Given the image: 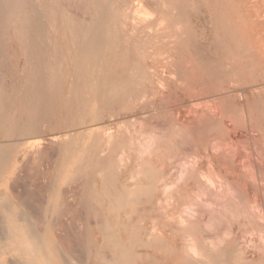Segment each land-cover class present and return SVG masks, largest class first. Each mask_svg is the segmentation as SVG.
I'll list each match as a JSON object with an SVG mask.
<instances>
[{
	"label": "bare ground",
	"instance_id": "bare-ground-1",
	"mask_svg": "<svg viewBox=\"0 0 264 264\" xmlns=\"http://www.w3.org/2000/svg\"><path fill=\"white\" fill-rule=\"evenodd\" d=\"M233 8L0 0V184L37 168L45 193L0 202V264H264V182L219 166L201 141L205 118L181 104L186 92L222 94L249 76Z\"/></svg>",
	"mask_w": 264,
	"mask_h": 264
},
{
	"label": "rangeland",
	"instance_id": "rangeland-1",
	"mask_svg": "<svg viewBox=\"0 0 264 264\" xmlns=\"http://www.w3.org/2000/svg\"><path fill=\"white\" fill-rule=\"evenodd\" d=\"M251 2H248V0H234V8H233V11H232V16H231V23H232V29H234V31L236 32V35H237V40H238V42L240 43V44H242L241 46H242V48H243V53H244V56H243V58L246 60V59H248V60H250V61H248V65H247V69L245 70V72L247 73V74H249V76H250V74L252 75L251 76V79H250V77L247 75H245V73H243L242 74V76H241V79H239V80H241L240 81V83H239V85H238V87L240 86V84H242L239 88L238 87H235V89L233 88V86H234V84L235 83H233V86H232V82H234V81H230V86L229 87H231L232 89H230L229 87V93L225 90V89H223L222 90V94L220 93L221 92V90H217V93H215V92H211V93H207V92H201V91H197V95L196 96H192V94L195 92L194 90H191V91H189V88H191V87H188L187 88V85H190L189 83V78L187 77L188 75H189V73H187L188 75L186 76V78L188 79H186V81L185 82H183V83H185V85H186V87H185V85L184 84H182V86H184V87H182V89L183 88H187L186 90L187 91H189V92H186L185 93V95L183 96V98L181 99L182 101H181V104H182V107L185 109V110H190V109H193V107L192 108H189V107H191V106H194V108L195 107H197V108H195L196 109V111H197V113H198V111H199V113L198 114H200V115H202L201 117H200V119L201 120H203L204 118V130H203V133H202V139H201V141H202V144L204 145V146H208V142H209V146L208 147H210V149L207 147V151L209 152H211V150H212V152L215 154V153H217V152H219L221 155H223V157L225 156L224 155V153H222V152H227V154H226V160H223V158H221V155L219 154V157L221 158H219L218 157V153L217 154H215V155H217V157L219 158L218 160H219V164H221V165H219L218 163H215L216 165H219V166H222V167H224V165H225V167L227 166H230L231 168H232V172H233V174L234 175H236V176H238L239 178H241V176H242V178L240 179V181L241 182H244V183H251V182H249V181H252L251 179H253L254 181H257V182H261V180H262V182H264L263 180H264V178H262L263 176L261 175V172L258 170V169H262V170H264V162H263V160H264V141H263V139L262 138H264V137H262V133H259L258 131H259V129L257 130V128L256 129H254L255 128V125L254 126H252V123L259 117V116H256V115H259V114H256L255 115V113H256V111H257V106H255V105H258V104H260L262 101L264 102V5L259 1V0H250ZM236 3V4H235ZM149 10H151V9H148L147 10V15L148 16H151V15H153V13L151 12H149ZM235 12V13H234ZM235 14V15H234ZM244 21V22H243ZM186 61L187 62H189L188 61V59H186ZM185 61V62H186ZM247 61V60H246ZM186 62V64H188ZM252 63V64H251ZM187 66H188V69H189V67H190V64H188V65H186L185 67L187 68ZM253 67H254V69H253ZM256 68V69H255ZM250 69H252V70H250ZM249 70V71H248ZM259 70H260V72H259ZM189 70H187V72H188ZM251 71V72H250ZM256 71V72H255ZM254 72L255 73H257V74H254ZM261 74V75H260ZM259 75V76H258ZM245 77V79H244V77ZM262 78H261V77ZM254 77H255V79H254ZM257 77V78H256ZM260 80H259V79ZM244 79V80H243ZM248 79H250V81H252V79L254 80L253 81V83L254 82H256L257 83V81H258V83L256 84V83H254V85L252 84V82H251V86H250V81L248 80ZM245 81H247V83H248V85L246 84L245 85ZM261 81V83H259ZM236 82V81H235ZM244 82V83H243ZM187 83V84H186ZM237 83V84H238ZM244 86V87H243ZM247 86L249 87V88H247ZM243 87V88H242ZM237 88V89H236ZM254 88V89H253ZM261 88V89H260ZM185 89H183V92L184 91H186ZM246 90V94H244L241 90ZM249 89H251V90H249ZM225 90V91H224ZM228 90V89H227ZM252 91L251 93L249 92V91ZM192 91H194L193 93H192ZM226 93L225 94V96H224V92ZM233 91V92H232ZM234 91H235V93H234ZM237 91H238V93H237ZM241 91V92H240ZM250 93V94H248V92ZM257 91H259V92H257ZM263 91V92H262ZM200 93V94H199ZM205 93V94H204ZM214 93L216 94V96L214 95ZM232 93H234L235 95H237V94H239V96H238V98L240 97V99H243V96H244V99L241 101L240 99H238V98H234V99H232L233 98V95L234 94H232ZM237 93V94H236ZM242 93V94H241ZM256 93H259L258 95L256 94ZM184 94V93H183ZM187 94V95H186ZM188 94H189V96H188ZM196 93H194L193 95H195ZM208 94V95H207ZM221 94V95H220ZM244 94V95H243ZM249 95V97H248V95ZM252 94V95H251ZM255 95V97H254V95ZM191 95V96H190ZM211 95V96H210ZM218 95H220V96H218ZM228 95V96H227ZM230 95H232V96H230ZM243 95V96H242ZM246 95H247V97H246ZM189 98H188V97ZM198 96V97H197ZM204 98H203V97ZM221 96H223V98H224V100L227 102V103H225V101L222 103V101H223V99H222V97ZM232 97L231 99L230 98H228V97ZM252 96H253V98H255V99H253L252 98ZM262 96V97H261ZM218 97H219V99H221L220 101H219V99H218ZM245 97H246V99L249 101V103H251V100L253 101L254 100V102L253 103H255L254 104V106L252 107V109H251V107H250V104L247 106L248 108H246L245 106V103L247 102L246 101V99H245ZM258 98V100H259V98L261 99V101H259L258 102V100H257V98ZM216 98V99H215ZM228 98V99H227ZM248 98H252L251 100L250 99H248ZM190 99V100H189ZM218 99V100H217ZM229 99H230V101H229ZM255 100H257V101H255ZM234 101V102H233ZM237 101V102H236ZM240 102V103H239ZM257 102H258V104H257ZM235 103V104H234ZM236 103H239V105L241 104V103H243L242 105H240L241 106V108H240V106L238 105V106H236ZM184 104V105H183ZM227 104H229V106L227 105ZM227 105V106H226ZM230 105H232V106H230ZM236 106L237 108H236V110H237V112H236V110H235V108H234V106ZM252 105V104H251ZM222 106L223 107H226L225 109L224 108H222ZM260 106H264V103H263V105L262 104H260L259 105V107H258V111H257V113H262L263 114V116H264V107H263V109L260 107ZM221 107V108H220ZM227 107H229V108H231V109H229V108H227ZM245 107V108H244ZM249 107H250V109H249ZM220 108V109H219ZM233 108V109H232ZM254 108V109H253ZM222 109V110H221ZM227 109H229L228 111H226ZM242 109V110H241ZM256 109V111L255 112H253L254 110ZM260 109L262 110L261 112H260ZM218 110V111H217ZM223 111V110H225V111H223L222 112V115L223 116H221V112L220 111ZM245 110V111H244ZM246 110H248V116H246V114H247V112H246ZM253 110V111H252ZM250 111H252V115L250 114L249 115V112ZM202 112H203V114H202ZM229 112V113H228ZM231 112V113H230ZM232 112H234V113H232ZM246 112V113H245ZM204 113H205V116H204ZM207 113V114H206ZM226 113H227V115H226ZM251 113V112H250ZM232 114V115H231ZM238 114V115H237ZM239 114H241V116L239 117ZM254 114V115H253ZM261 114V115H262ZM199 115V116H200ZM207 115V116H206ZM229 115H231V116H229ZM235 115H237V116H235ZM232 117V118H230L229 120H228V118L227 117ZM235 116V117H234ZM250 116H252V118H253V120L252 121H249V118H250ZM202 117H204V118H202ZM208 117V118H207ZM225 117H226V119H225ZM238 117V118H237ZM247 117H249V118H247ZM206 118H207V120H206ZM223 118V119H222ZM251 118V119H252ZM212 120L211 121V124H209L210 122V120ZM237 119H239V121L237 120ZM241 119V120H240ZM226 120H227V122H226ZM235 120V121H234ZM243 120V121H242ZM239 122V123H238ZM240 122H242V123H240ZM219 123H220V126H219ZM227 123V124H226ZM239 125V127L237 126V124ZM251 125V126H249V125ZM254 124V123H253ZM210 125L212 126L211 128H212V132L211 131H209V132H207L208 130H209V127H210ZM225 125H227L226 127V129H224L225 128ZM232 125V126H231ZM240 125H242L241 127H243L244 125V127L241 129V127H240ZM209 126V127H208ZM213 127L215 128L214 130H213ZM220 127V128H219ZM231 127H233V128H231ZM238 129H237V128ZM246 127V128H245ZM249 127H251V128H249ZM236 128V129H235ZM244 128H245V130H244ZM262 128H264V126L262 127ZM208 129V130H207ZM218 129H219V131H218ZM230 129H231V131H230ZM218 132H217V131ZM220 130H221V134H220ZM237 130V131H236ZM247 130V131H246ZM228 131V132H227ZM225 134V135H224ZM259 134H262V135H259ZM219 135H221L222 136V138H221V136H219ZM224 135V136H223ZM235 135V136H234ZM213 136H216V138H217V140L216 139H214V138H211L210 139V137H213ZM257 136H259V137H257ZM264 136V135H263ZM225 137H226V139H225ZM243 137V138H242ZM253 137H255V138H253ZM253 138V139H252ZM257 138H259V139H257ZM210 139V140H209ZM243 139H245V140H249V141H245V140H243ZM236 140H238V141H236ZM242 140H243V142H242ZM254 140H256V141H254ZM259 140V141H258ZM206 141H208V142H206ZM211 141H213V142H211ZM222 141V142H221ZM229 141V142H228ZM235 141H236V143H235ZM261 141V142H260ZM218 142V143H217ZM225 142V143H224ZM231 142V143H230ZM238 142V143H237ZM241 142V143H240ZM246 142V143H245ZM248 142V143H247ZM262 142H263V144H262ZM211 143H213L212 145H211ZM220 143V144H219ZM229 143V144H228ZM234 143V144H233ZM261 143V145H258V144H260ZM232 144V145H231ZM235 144H238V145H236V147H235ZM248 144V145H247ZM215 145V146H214ZM222 145V146H221ZM229 145V146H228ZM212 146H214L213 148H212ZM217 146V147H216ZM220 146V147H219ZM224 146V147H223ZM246 146H248V147H246ZM253 146H255V147H253ZM260 146V147H259ZM216 147V148H215ZM228 147V148H227ZM212 148V149H211ZM227 148V150H225ZM251 150H250V149ZM238 149V150H237ZM217 150V151H216ZM256 150H258V151H256ZM237 151H238V153H237ZM253 151V152H252ZM229 152V153H228ZM248 152V153H247ZM255 152V153H254ZM243 153V154H242ZM247 153V154H246ZM229 154V155H228ZM252 154V155H251ZM261 154L262 155V158L259 156V155ZM236 155V156H235ZM240 155V156H239ZM242 155V156H241ZM227 156H229L228 158L230 159H228L227 158ZM231 156V157H230ZM244 156V157H243ZM247 158H246V157ZM251 156H253V157H251ZM243 157V158H242ZM255 157V158H254ZM257 157V158H256ZM224 158V159H225ZM231 158H232V160H231ZM247 160V161H245V159ZM248 158H249V160H248ZM252 158V159H251ZM251 159V160H250ZM254 159V160H253ZM237 160H239V161H237ZM243 160V161H242ZM221 161H226L225 163L224 162H221ZM236 161V162H235ZM262 161V162H261ZM221 162V163H220ZM228 162V163H227ZM238 162V163H237ZM222 163H223V165H222ZM250 164V165H248V164ZM260 163V164H259ZM263 163V164H262ZM235 164V165H234ZM239 164H240V166H239ZM243 164V165H242ZM247 164V165H246ZM262 164V165H261ZM215 165V166H216ZM241 165H242V167H241ZM259 166V168H258V166ZM261 165V166H260ZM252 166H254L253 168H254V170L253 169H251L252 168ZM256 166V167H255ZM230 167H228V168H230ZM247 167H249L248 169H247ZM230 168V169H231ZM242 168V169H241ZM257 168V169H256ZM244 169V170H243ZM245 169H247V170H245ZM35 170V172H36V174H35V172H32V171H34ZM38 170V171H37ZM245 171L244 173H243V171ZM251 170V171H250ZM41 172H42V170H41ZM40 172V169H37V168H32L31 170H30V172L28 173V170L27 171H25L24 173L23 172H21V178L18 180V181H16V182H13V183H15L14 185L13 184H6V183H3V184H0V199H1V201L0 202H4V201H6V200H8V199H12L13 201H16L17 199L18 200H20V199H22V198H24V197H29V198H27L28 200H30L31 199V195H33V200L34 201H40V200H42V199H44V195H45V193H44V191H43V187L42 186H44V184H42L44 181V179H43V172L41 173ZM239 172V173H238ZM249 172H251V173H249ZM25 173H26V176H25ZM34 173V175H32ZM38 173H40V174H42V175H39ZM242 173V174H241ZM260 173V174H259ZM38 174V175H37ZM260 175V177L262 178H260L259 177V175ZM262 174H263V171H262ZM28 175V176H27ZM32 175V176H31ZM248 175V177L250 178V180L246 177ZM252 175V176H251ZM255 175V176H254ZM257 175H258V177H257ZM27 177V178H25V177ZM36 176V177H35ZM39 176H40V178H39ZM245 178H244V177ZM254 176V177H253ZM35 179H37V180H39V181H37V180H35ZM41 177H42V180H41ZM252 177V178H251ZM22 178H25V179H23L22 180ZM247 178V179H246ZM255 178V179H254ZM31 179V180H30ZM243 179H246L245 181L243 180ZM259 180V181H258ZM22 181H24V182H22ZM33 181H35V182H33ZM41 181V183H39ZM43 181V182H42ZM22 182V183H21ZM30 182V183H29ZM37 182V183H36ZM24 183H25V185L27 186H25V188H27V189H29L28 191H26V189L24 188V186H22V185H24ZM27 183V184H26ZM41 184H42V186H41ZM29 185V186H28ZM40 187H42V188H39V186ZM22 186V188L24 189V191H23V189L22 188H20V187ZM8 187V188H7ZM18 187V188H20L21 190L19 191H17V189L16 188ZM37 188V189H36ZM16 189V191H14ZM39 190V191H38ZM23 191V192H22ZM42 191H43V193H44V195H41V194H43L42 193ZM18 192H21L22 193V195L20 194V193H17ZM15 194H17L19 197H17V195H15ZM29 194H31V195H29ZM15 195V196H14ZM12 196V197H11ZM41 196V197H40ZM4 197L6 198V199H4ZM8 197V198H7ZM16 197H17V199H16ZM37 197L38 199H35V198ZM20 198V199H19ZM32 199H31V201H33ZM29 212H30V210H28ZM32 212V217L33 218H35L36 220H37V222H39V217H40V214L39 213H37L38 214V216H36L37 214H35V212L34 211H31ZM33 212H34V214H33ZM37 217V218H36ZM39 219V220H38Z\"/></svg>",
	"mask_w": 264,
	"mask_h": 264
},
{
	"label": "crops",
	"instance_id": "crops-1",
	"mask_svg": "<svg viewBox=\"0 0 264 264\" xmlns=\"http://www.w3.org/2000/svg\"><path fill=\"white\" fill-rule=\"evenodd\" d=\"M252 105H253V101H252V103H251ZM251 107H253V106H251Z\"/></svg>",
	"mask_w": 264,
	"mask_h": 264
}]
</instances>
